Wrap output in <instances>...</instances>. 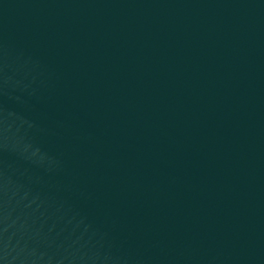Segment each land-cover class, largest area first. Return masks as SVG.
<instances>
[{
    "label": "water",
    "instance_id": "95a60500",
    "mask_svg": "<svg viewBox=\"0 0 264 264\" xmlns=\"http://www.w3.org/2000/svg\"><path fill=\"white\" fill-rule=\"evenodd\" d=\"M0 264H264V0H0Z\"/></svg>",
    "mask_w": 264,
    "mask_h": 264
}]
</instances>
